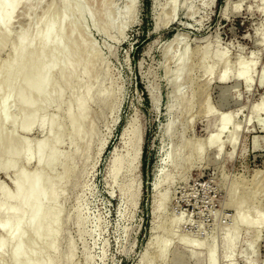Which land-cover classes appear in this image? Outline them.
Instances as JSON below:
<instances>
[{"label": "rangeland", "instance_id": "1", "mask_svg": "<svg viewBox=\"0 0 264 264\" xmlns=\"http://www.w3.org/2000/svg\"><path fill=\"white\" fill-rule=\"evenodd\" d=\"M37 1L32 0L29 6L22 4L16 10L6 29L5 44L0 41V68L14 55L13 48L19 43L20 32L26 28L32 30L34 22L46 10L55 18L59 16L61 0H41L40 4ZM105 1H108L107 5L103 4ZM80 2L88 15L83 18L79 14L71 16L64 41L55 47L72 45L68 46L71 50L68 49L61 63L71 64L73 52L80 53L78 62L71 68L75 78L87 63L85 77L97 80L94 87H108L109 94L103 105H95L94 100L87 104L93 122L87 120V124L95 125L97 136L92 125L89 129L94 131L95 137L92 135L91 143L95 142L84 149L77 141L71 145L73 127L65 120L69 106H73L71 100L75 98L70 89L79 93L81 87L73 82V85L68 83L69 89L64 88L69 82L66 77L55 82L56 88L64 91L63 106L56 115V122L62 123V138L56 144L60 159L55 169L43 176L48 183L60 179L66 168L72 166L68 165L69 157L78 147L69 178L58 184V191L63 194L55 210L65 216L61 215L62 219L55 215L44 222L41 228L46 234L41 238L34 234L40 229L38 221L29 220L22 225L24 238L21 245L33 253L19 264H45L51 256L54 264H61V255L70 242L74 245L71 264H136L153 224L157 229L152 235L155 239L152 249L150 247L147 252L150 264H210V242L215 245V264H264V131H260L259 122L264 118V112H252L264 93L260 84L264 70V0ZM112 11L119 18L117 24L124 20L122 32L117 24L104 32L105 20L113 17ZM175 35H181V42H174L166 49ZM40 43L35 45L36 50L44 46V42ZM182 52L190 54L186 60L187 66L191 67L187 68L189 76L174 83L178 66L175 59ZM241 61L250 65L247 67L251 80L249 88L235 80ZM99 67L108 69L105 70L108 75H97ZM225 70L229 79L222 82L220 76ZM108 82L111 84L107 85ZM177 84L182 88L180 92H184L183 96L182 93L178 95L192 103L189 112L176 105ZM8 105L10 121L15 120L16 98H11ZM169 107L170 111L173 108V113L169 111L171 115L167 111ZM55 110L52 104L45 113L54 115ZM225 115L230 116V131L227 132L234 128L239 130L235 149L232 151L230 146H225L217 158L213 151L206 150L200 157L196 149L203 147L205 150L208 130L215 129L218 120ZM171 120L174 122L172 132L167 134L165 128ZM45 124L47 129H53L51 120ZM88 127L86 125L84 129ZM39 128L36 126L29 136L17 130L14 139L27 140L34 146L46 135L51 144V134H42ZM4 130L12 133L11 122ZM227 139H231V133ZM186 142L187 146L182 147ZM179 147H182L181 155L177 157L175 148ZM187 155L190 157L185 161L187 165L177 167ZM85 156L86 161L81 165L79 158ZM115 159H121L123 165L116 178L113 177ZM34 163L20 158L15 174L22 171L32 175ZM75 170L76 173L79 171L77 175H73ZM10 175L11 171L0 172V187L15 197L17 187L9 180ZM155 181L158 188H155ZM163 192L169 195L166 193V201L154 212V202L161 203L159 198ZM48 197L47 194L44 203ZM13 207L20 212L19 201ZM251 208L255 212L251 213ZM236 210L240 212V221L235 223ZM30 211L32 209L28 208L27 214ZM47 211L45 208L44 213ZM175 218L181 219L177 225L181 227L179 230L176 227L174 232L179 231V236L174 234L169 255L161 261L157 254L158 244L167 238L166 230L171 228ZM259 219L263 222L255 225ZM58 222L65 236L58 237L56 248L59 249L52 255L53 236L49 230ZM235 232H238V240L225 257L224 240L228 233ZM5 244L11 243L5 239ZM11 246L13 249L14 245ZM249 246L254 254H247ZM195 255L198 256L193 257ZM15 259L0 254V264H15Z\"/></svg>", "mask_w": 264, "mask_h": 264}, {"label": "bare ground", "instance_id": "2", "mask_svg": "<svg viewBox=\"0 0 264 264\" xmlns=\"http://www.w3.org/2000/svg\"><path fill=\"white\" fill-rule=\"evenodd\" d=\"M31 2L32 0H0V41H1V44H5V41L7 38V35H5L6 29L12 23V20L15 16V13L18 7L22 4L29 6L31 5ZM37 3L40 4L41 0H38ZM174 3L175 1L173 2V4ZM103 4L107 5L108 1H105ZM174 6L172 7V9L175 8ZM75 14H79L80 17L82 18L83 16L86 17L85 15H88L84 5L80 2V0H61V10L59 12V16L57 14L58 17L56 18L53 17L51 13L48 12V10H46V13L44 15L42 14L41 18H39V20L34 22L35 25L33 23L34 26L32 30L29 28H26L25 30H23L22 32L18 34L19 43L16 47L13 48L14 55L12 56L11 59L7 60L0 68V172L7 173L8 171H11L12 175H10L9 180L13 184H15L17 187V195L15 197L8 195L0 187V232L2 233L0 237V254H4L9 257L16 258L15 264H19L21 261L25 260L29 255L33 253V251L30 248L24 247L21 245V240L24 238V231L22 229V225H24L29 220L38 221L40 224V229L35 231L34 234L37 238H41L45 236L46 234V231H42V228H41L44 222H46L47 220H49L51 217L55 215L61 218L62 216H65V215H62L61 211L57 212L55 210L57 204L59 203L58 200H60L59 198L63 194L62 191H58V184L61 183L63 180H66L67 178H69L70 169H72L75 164L74 156H75V152H77L78 147H75L76 151L74 152L73 156L69 157L68 165L72 164V166H70V168H66L63 176L60 179H57L51 183H48L46 182V178L43 176V174L46 172L51 173V171L55 169L57 161L60 159V156L57 152L56 144L62 138V123L56 122V119H57L56 115L58 111L61 109V107L63 106L62 97H63L64 91L63 89H57L55 86V82L59 80L63 81V78L66 77V78H69V82L65 83L64 88L67 89L68 83L73 85V82H77L81 87V91L79 93L74 92L75 90L73 89H70V91L72 90L71 92L75 96V98L71 100L73 106L71 105L69 106V110L67 111L65 115V120L69 122L73 127V131L71 134L72 136L71 145H75L77 141V144L81 143L84 145V149L92 147L90 144L95 142L93 141L91 143L92 138L94 134L97 136L96 130L94 127L95 125L92 124L93 122L90 120V115H88L90 111V110L88 111L89 109L87 107L89 105L88 103H90V100L91 101L94 100L95 105H98V104L103 105V103L106 101L108 94H109L108 87L106 88L104 86L105 88H102V89L99 88L98 86L94 87V85H96L97 80L95 79L90 80L85 77L84 73L86 71V68L88 67L87 63L81 68L82 72L80 73V75L77 76V78H75L71 68L73 65H75L78 62L80 53L73 52V55L71 57V64L63 65L61 63V60L66 55L68 49L71 50L69 47H72V45L71 46L68 45L69 47L65 46V47H60V48H56L55 45L57 43L64 41L65 28L72 22L70 20V17L71 16L73 17ZM112 15H113L112 18L108 17L105 20L106 26H105L104 32H108L110 29L114 28L117 24L116 20H118L119 18L116 16L115 11H112ZM84 23H86V19ZM124 24H125L124 20L122 21V23L117 24V28L120 32H122V30L124 29V26H125ZM30 36L32 37V40L30 39ZM180 36L181 35H175V37L171 39V41L169 42L170 44L166 46V49L170 47L172 44H174V42L180 43L181 42V40L179 39ZM40 42H44L43 43L44 46L41 49L36 50L37 48L35 47V45L41 44ZM187 54L188 53L186 52H182V54L180 53V55L177 56V58L175 59V61L178 62V64L177 62H175L178 66L176 68L177 71H176L175 81H173L174 83L175 82L177 83L178 81H182L186 76H189L187 75L189 74V70L187 68H191V67L187 66L186 60H188L187 58L190 56V54L189 56ZM219 60H220L219 58L216 59L215 66L217 65ZM102 62L104 64V61ZM247 64L248 63L244 61H241L239 63V70L235 75V80L238 82H242L243 84H246L247 87L249 88L251 86V80H250L248 66L250 65L249 64L247 65ZM101 67L98 68L99 70L96 72L97 75H100V74L108 75L106 73L108 69L107 70L102 69ZM54 70H56L55 76L53 74ZM186 79L184 80V82L186 81ZM228 79H229L228 71L225 70L221 74L220 80L222 82H226ZM106 84L108 85L111 83L108 82ZM178 84H177V88L175 92V97H177L175 99L176 101H178V103L176 102L175 103L176 105H181L186 111L188 110L190 111L191 110L190 107H192L191 106L192 103L190 100L186 101L182 99L180 97L181 94L178 95L179 93H182V96H183V93H184V92H180L182 91L181 90L182 88H180ZM260 84L262 87H264V70L262 72ZM22 88L24 89L23 91H21ZM53 94H55L54 96L55 101L52 100ZM110 96L112 97V95ZM178 97L180 99H178ZM11 98L12 99L16 98L18 102L17 118L12 121H10L11 115L9 114V111H8V109L10 110V105L8 104L11 101ZM52 104L55 105L56 112L54 113V115H48L45 113V111ZM106 105L108 106V104ZM106 105L104 106L106 107ZM171 107L168 108L167 110L168 113L170 112L173 113V108H172V111H170ZM180 110L182 111V109ZM185 110H183L184 114H185ZM104 111H106V109ZM174 112L176 113V110ZM252 112L257 113V114L259 113L263 114L264 112V93L261 96V99L258 102V104H256V106L253 107ZM103 113L105 115V112ZM88 116H89V119H88ZM229 117H230L229 115L227 116L225 115L224 117L218 120L217 125L215 126V129L208 130V137L205 140V143H206L205 150L203 147H198L196 149L197 154L200 157L203 155V153H205L204 151L206 150L213 151L215 158H217L216 156L219 157L222 154L223 152L222 150H224L225 146H230L232 151L235 149L236 144H237V137H238L239 130L238 128H234L233 131L227 132V130L229 129V124H228ZM47 120H51V122L53 123V129L50 130L46 128L45 123ZM87 120L88 122H92L90 123L91 125L87 124L88 123ZM9 122H11L12 124V133L5 132L4 130L5 126ZM259 122H260V127L264 129V118H261ZM173 123L174 122L172 120L167 123L166 128H165V133L170 134ZM86 125L87 127L88 126L89 127L84 129ZM92 125L94 128L91 127ZM36 126L40 127L39 129L42 134L44 133L51 134V137L53 138L51 144L50 143L48 144L46 135L39 138L37 142L34 143V146H32L27 140H15L14 139L15 131L20 130L24 135L29 136ZM89 128L90 129L93 128V130H95V133L93 134L92 133L93 130L91 131ZM230 133H231V139L228 140L227 136ZM223 134H226V136H223ZM186 146H187V142L186 144L182 145V147H186ZM182 147L175 148V155L177 157L181 155L180 148ZM188 152L191 153L192 151H188ZM190 153L188 154L190 155ZM173 155L174 154H172L171 157ZM189 155L185 156V159L183 160V162L179 163L177 167L182 166L183 168L184 163L187 165L185 161L189 160L190 158ZM20 158H24L27 162L35 161L34 163L35 168H34L32 175H26L22 171L15 174L14 170L16 169V166H17V160H19ZM79 159H81L80 162H81V165H83L86 161V156L84 158L81 157ZM133 161H134V158L131 162ZM113 168H114L113 177L116 178L123 170L121 159L114 160ZM78 172L76 173V170H75V173H73V175H77ZM41 182L42 184L38 185V183H41ZM67 183H69V181ZM154 185H155V188H158L157 181H155ZM166 193L168 194V192ZM166 193L163 192L162 194H160L162 195L161 198H159L162 200L161 203L157 204L156 202H154L155 203L154 212H156L158 208H160V206L162 207V204H164V202L166 201V198H167ZM47 194L49 195V197H48L47 202L44 203L43 200ZM18 201H19L20 212H18L13 207V205L16 204ZM28 208H31L32 211H30L27 214ZM45 208H47L48 211L44 213ZM250 212L251 213L255 212V209L251 208ZM180 220L181 219H178V218H175L173 220V224L170 226L171 228L166 230L169 233L167 238L163 240V242L158 244L157 254H158V258L161 261H163L165 258L167 259L166 255L169 253L168 251L173 243L172 241L173 236L174 234L179 232L177 231L176 233H174L176 230L175 228L177 227ZM263 220L259 219V222L257 224L255 223V225H261ZM239 221H240V212L236 210L235 223ZM60 226L62 225H60L59 222L55 223L51 226L49 230V232L53 236V241H52V245L50 248V252L52 255L57 254L56 253V249H57L56 242L59 239L58 237H60L61 234L64 235V233H61ZM180 227H177V230H179L178 228ZM166 228L168 227L166 226ZM155 229H157V226L153 224L151 228V235L148 238L143 251L138 257L139 259L136 262V264H150L151 260L148 259L147 252L149 248L152 246V244H154L153 241L155 239L152 237V235ZM176 235H178V233ZM227 235L228 236L226 240H224L225 241V244H224L225 257L229 256L234 245L236 244L238 240V232H235L232 234L228 233ZM5 239H8L10 243L14 245L13 249H12L11 244L9 246L5 244ZM175 239H174V243H175ZM213 243L214 242L209 243L208 258H209L210 264H215V245ZM182 244L184 245V243ZM251 245L253 246L254 243H252ZM72 246L74 245H72L71 242L68 243L65 253L63 252V255H61V259H60L61 264H71L72 256L74 257ZM252 246L247 247L246 249L247 254L251 255V253L255 252ZM181 249H183V247H181ZM192 255L194 254L192 253ZM192 255H190L189 257H192ZM196 256L198 255H195L193 257H196ZM45 264H54L53 256H51V258H49L45 262Z\"/></svg>", "mask_w": 264, "mask_h": 264}, {"label": "water", "instance_id": "3", "mask_svg": "<svg viewBox=\"0 0 264 264\" xmlns=\"http://www.w3.org/2000/svg\"><path fill=\"white\" fill-rule=\"evenodd\" d=\"M260 131H261V132H263V131H264V130H263V128H262V129H260Z\"/></svg>", "mask_w": 264, "mask_h": 264}]
</instances>
